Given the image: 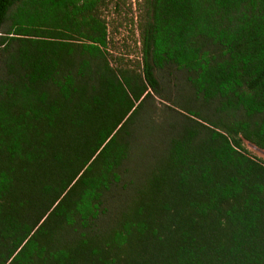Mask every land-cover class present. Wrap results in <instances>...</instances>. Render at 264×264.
Returning a JSON list of instances; mask_svg holds the SVG:
<instances>
[{"label":"trees","instance_id":"obj_1","mask_svg":"<svg viewBox=\"0 0 264 264\" xmlns=\"http://www.w3.org/2000/svg\"><path fill=\"white\" fill-rule=\"evenodd\" d=\"M0 0V264H264V0Z\"/></svg>","mask_w":264,"mask_h":264},{"label":"rangeland","instance_id":"obj_2","mask_svg":"<svg viewBox=\"0 0 264 264\" xmlns=\"http://www.w3.org/2000/svg\"><path fill=\"white\" fill-rule=\"evenodd\" d=\"M143 0H107L101 10L108 33V52L114 58L134 63L140 60L138 23L143 14ZM248 154L264 161V152L248 142L243 143Z\"/></svg>","mask_w":264,"mask_h":264}]
</instances>
